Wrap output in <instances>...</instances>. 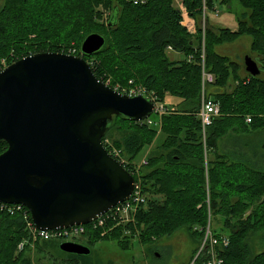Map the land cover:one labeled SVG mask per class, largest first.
Masks as SVG:
<instances>
[{
    "label": "trees",
    "instance_id": "trees-1",
    "mask_svg": "<svg viewBox=\"0 0 264 264\" xmlns=\"http://www.w3.org/2000/svg\"><path fill=\"white\" fill-rule=\"evenodd\" d=\"M35 1L3 0L0 61L11 51L16 57L8 60V64L36 53L67 54L62 46L68 50L74 42L75 55L81 56L82 41L97 33L104 37V46L92 56H82L92 62L89 67L93 74L98 79L101 72L112 74L113 83L122 87L132 80L166 108L160 118L152 116L156 124L114 116L102 138L106 150L109 147L105 140L110 148L118 149L123 166L133 173L140 152L150 147L156 136H163L157 146L160 152L147 155V165L133 173L146 197V203L136 215L139 242L185 228L199 243L202 238L199 229L205 228L209 218L219 216L222 225L218 224L220 228L213 234H225L230 241L229 247L220 251L223 264H264V74L261 76L264 0H238L245 12L236 19L235 32L206 27L204 33L201 22L203 17L207 21V11L215 10L217 0H179L195 22L194 34L182 26V13L174 6V0H41L39 5H33ZM230 1L219 0V3L226 5ZM99 6L101 11L97 9ZM103 11L110 12L103 31L93 29ZM243 36L250 38L251 54L260 58V74L256 77H251L243 64L230 61L216 51L217 47L232 44ZM168 48L181 54L182 59L171 58ZM202 64L215 78L206 89V97L219 106L204 140L198 117ZM232 80L234 86L228 91L226 88ZM168 98H175L172 104L167 103ZM246 118L250 119L249 123ZM111 131L119 132V137L108 139ZM246 132L256 134L248 139L240 137ZM222 142L231 151L229 171H225L230 167H226L218 152ZM6 148V143H0V154ZM113 234L101 240L119 237L122 228ZM85 237L98 235L88 232ZM28 238L21 212L0 213V264H34L24 254L28 244L17 251L18 244ZM251 238L255 251L249 244ZM47 244L59 250L60 241L36 243L40 248ZM196 253L197 250L187 264ZM63 254L69 264L93 263L90 255ZM204 260V255H198L193 264H204Z\"/></svg>",
    "mask_w": 264,
    "mask_h": 264
},
{
    "label": "water",
    "instance_id": "water-1",
    "mask_svg": "<svg viewBox=\"0 0 264 264\" xmlns=\"http://www.w3.org/2000/svg\"><path fill=\"white\" fill-rule=\"evenodd\" d=\"M104 44L92 33L80 45L81 56L36 53L0 71V143L7 145L0 154V203L24 206L37 230L91 223L133 191V176L107 153L102 138L114 116L141 122L154 103L118 93L93 74L82 56ZM243 65L251 77L260 74L250 56ZM59 250L91 253L71 242Z\"/></svg>",
    "mask_w": 264,
    "mask_h": 264
},
{
    "label": "rangeland",
    "instance_id": "rangeland-1",
    "mask_svg": "<svg viewBox=\"0 0 264 264\" xmlns=\"http://www.w3.org/2000/svg\"><path fill=\"white\" fill-rule=\"evenodd\" d=\"M41 0H37L33 2V5H39V2ZM3 3V0H0V7ZM178 2H174V6L178 7ZM220 4L219 0L216 1L215 4V10L219 8L220 14L218 15V18H216V14L214 11H207L206 12V20L213 24L215 29L219 28H227L228 30L236 31L237 30V23L236 19L240 17V14L245 12V10L242 8L241 4L238 2V0H232L229 2L230 12L227 11V6ZM99 11H101V7L99 6L97 8ZM182 10H184L182 8ZM186 13V11H185ZM110 15L109 11H103V14L99 19H96L97 25L94 26L93 29H100L103 31V27H105L106 21L108 16ZM187 15V13H186ZM215 15V16H214ZM188 17V15H187ZM96 18V15H94V19ZM188 20L195 24L194 20L188 17ZM208 21H205V17H203V21L201 22V28L202 33H204L205 28H208ZM99 23V24H98ZM101 23L103 26H100ZM210 26V24H209ZM217 27V28H216ZM213 28L210 26V29ZM214 31V30H213ZM32 38V36H30ZM250 38L247 36H243L240 39H238L236 42L232 44H223L218 47V53L224 56H227L230 61H233L238 64H243L244 58L246 56H250L260 67V58L257 56V54H251L250 52V46H249ZM73 43V41H71ZM75 43V42H74ZM73 43V44H74ZM72 44V45H73ZM203 44V42H202ZM68 47L69 49H65V46L63 49L66 50V52L69 53V51L74 52L72 55H75V52L77 49L75 47ZM76 45V43H75ZM202 52H203V45H202ZM173 56L176 60L182 59L181 54H171L169 52V56ZM15 53L13 51L9 52L6 58H2L3 61L12 60L15 58ZM172 58V57H171ZM1 62V61H0ZM88 64L92 63L90 59L86 61ZM262 71V70H261ZM264 73L261 72V76ZM103 82L108 83V86H119L116 85V83H113L112 79L113 75H109L106 72H101L99 77ZM132 81V80H131ZM130 81H128L129 84ZM134 87H139V85H136L133 83ZM234 86L233 80L229 82V88H226L228 91L232 89ZM141 87V86H140ZM128 88V85H127ZM208 86L205 87L204 91L202 92V85H201V102L203 97L206 95V89ZM175 98H168L167 103L172 104ZM206 100V99H205ZM153 116V115H152ZM157 123V122H156ZM158 129V127H156ZM119 132L115 133V131H111L110 138H118ZM157 138L153 142V144L150 147L144 148L140 152V154L136 157V164L138 165L144 157L152 154H156L157 152H160L158 150V145L161 144L163 141V136L160 134L156 136ZM116 149V148H115ZM118 150V149H117ZM218 217H212L211 220L209 218L210 227L212 231H218L220 226L222 225L221 221ZM220 226H219V225ZM118 228H122V234L119 235V237L115 236L113 238L101 240L104 237H101L98 235L97 238L93 237L90 239L83 238L82 240H78V243L81 245H87L91 249L90 254V260L93 262L92 264H187L197 248L199 247V244L202 243L203 237H204V229H199V231H202V238L199 240L194 236L191 235L189 231H187L185 228L181 229L178 228L175 232H172L169 235H163L160 237H154L153 239H150L147 242L140 241V237H137L139 235V231L137 229V225L135 223V226L129 227L126 226L123 227H116L112 229L110 232L107 233V235H112L113 232H115ZM110 235V236H111ZM114 235V234H113ZM112 235V236H113ZM111 236V237H112ZM136 236V237H135ZM117 237V238H116ZM95 238V239H94ZM132 240L133 244H132ZM24 242H27L28 248L25 251V255L31 257L34 264H69L70 261L68 258H66L65 254L61 253L59 250H57V247L55 245L47 244L45 248H40L36 245V243H41L39 240H34L33 237H29L28 239L23 240ZM249 244L254 250V238H251L249 240ZM207 250V249H206ZM255 251V250H254ZM205 254V251L198 255Z\"/></svg>",
    "mask_w": 264,
    "mask_h": 264
},
{
    "label": "built area",
    "instance_id": "built-area-1",
    "mask_svg": "<svg viewBox=\"0 0 264 264\" xmlns=\"http://www.w3.org/2000/svg\"><path fill=\"white\" fill-rule=\"evenodd\" d=\"M182 26L187 30L189 34L195 33L194 24L188 20V17L184 10H182ZM168 50H170V48H168ZM73 53L74 52L69 51V53L67 54L72 55ZM203 57L204 55L202 53L201 58ZM190 59L191 57L188 58V60ZM7 62L8 61L1 60L0 71H2L4 68L10 65ZM201 67H202L201 85L203 92L206 86L212 85L214 83L215 78L211 73L205 71L203 64L201 65ZM106 84L109 85L108 83ZM111 88L117 91L118 93L128 96H135L141 94L146 95L154 103L153 115H155L157 118H160L162 115L166 113V108L164 107V105L157 102L156 97L152 93H147L143 87L140 86L134 87L132 81L129 82L128 88L119 87V86H115ZM218 113H219L218 104L209 100L206 96L203 97L200 106V111L198 113L203 140L205 139V133L207 127L211 125L213 118L216 117ZM143 121H146L148 124H156L157 122V121L155 122L150 117ZM246 122L249 123L250 119L247 118ZM104 144L109 147V151H107V153L123 166L124 161L120 159L119 152L115 149L110 148V144L107 140L104 141ZM146 165H147V158L144 157L143 160L138 165L137 164L135 165L133 173H137L135 169L145 167ZM133 173L130 174L133 176ZM140 183L141 182L139 179L136 181L134 179L133 191L126 201L115 205L114 207L110 208L107 212L103 213L95 220H93L91 223H88L86 225H76L60 230L42 231L34 228L30 218L29 211L22 205H10V204L0 203V213H7L9 215H13L15 213L21 212L23 215V219L26 221V227L28 229L29 237H33L34 240H39V241L56 240V241H60V243H64V242L78 243V240H82L83 238H85V235L88 232L97 233V235L104 237L107 236L108 232H110L112 229L116 227L134 226L136 222L137 213L146 203V197L144 195ZM28 217L30 218V220H28ZM229 243H230L229 238L225 234L214 236L208 219V222L204 228V237L202 243L199 244L197 251L198 254H201L205 251V254H203L205 257L204 264H223V260L220 257V251L226 250L229 247ZM26 244L27 242L24 241L20 242L17 246V251H22L24 245ZM193 261L189 264H193Z\"/></svg>",
    "mask_w": 264,
    "mask_h": 264
},
{
    "label": "crops",
    "instance_id": "crops-1",
    "mask_svg": "<svg viewBox=\"0 0 264 264\" xmlns=\"http://www.w3.org/2000/svg\"><path fill=\"white\" fill-rule=\"evenodd\" d=\"M174 2H178V0H174ZM228 8H227V11L228 12H230V7H229V3H228ZM178 8L180 9V10H182V5H181V3H178ZM215 14H216V18H218V15L220 14V11H219V8L218 9H216L215 10V12H214ZM218 14V15H217ZM207 21H208V19H207ZM209 24H210V26H212L213 28H211L212 30H214V31H216L217 29H215L214 27V25L213 24H211L209 21H208V27L210 28V26H209ZM194 27H195V24H194ZM217 28V27H216ZM232 32H235L234 30H232ZM240 39V38H239ZM236 42V41H235ZM249 46H250V42H249ZM216 51H218V47L216 48ZM170 53L171 54H178V53H175V52H172V51H170ZM170 57H172L173 59H175L172 55L170 56ZM241 71V74H242V76H245V72H244V70L243 69H241L240 70ZM247 119V118H246ZM246 119H245V121H246ZM255 134H256V132H246V133H243V134H240V135H242V136H240V137H242V138H246V139H248L249 137H253V136H255ZM232 135H236V134H232ZM227 144L225 143V142H222L221 143V145H220V147H219V154L224 158V160L226 161V167H230V165H231V162H232V160H230V157H228V156H230V153H231V151H227L228 150V148L227 147H225ZM213 154H214V152H212V153H210L209 154V156H208V158L210 159V158H212V156H213ZM262 155L264 156V153H262ZM148 156H146V158H147ZM257 161V159L255 160V162ZM254 162V163H255ZM253 163V164H254ZM229 171V170H231V167L228 169V168H226L225 169V171Z\"/></svg>",
    "mask_w": 264,
    "mask_h": 264
}]
</instances>
